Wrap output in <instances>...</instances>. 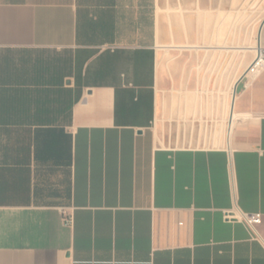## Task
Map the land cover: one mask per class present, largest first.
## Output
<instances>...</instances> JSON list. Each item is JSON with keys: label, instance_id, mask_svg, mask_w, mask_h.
<instances>
[{"label": "crops", "instance_id": "crops-1", "mask_svg": "<svg viewBox=\"0 0 264 264\" xmlns=\"http://www.w3.org/2000/svg\"><path fill=\"white\" fill-rule=\"evenodd\" d=\"M161 9L0 0V264H264V68L225 146L161 144Z\"/></svg>", "mask_w": 264, "mask_h": 264}, {"label": "rangeland", "instance_id": "rangeland-1", "mask_svg": "<svg viewBox=\"0 0 264 264\" xmlns=\"http://www.w3.org/2000/svg\"><path fill=\"white\" fill-rule=\"evenodd\" d=\"M162 7L161 44L174 47L157 48L163 73L149 90L152 102H136L149 116L138 120L166 146H225L232 88L260 49L264 0H162Z\"/></svg>", "mask_w": 264, "mask_h": 264}, {"label": "built area", "instance_id": "built-area-1", "mask_svg": "<svg viewBox=\"0 0 264 264\" xmlns=\"http://www.w3.org/2000/svg\"><path fill=\"white\" fill-rule=\"evenodd\" d=\"M263 68H264V49L260 48L257 53L256 58L254 59V61L251 63V65L247 69L246 75L250 76V75L258 74ZM66 216H67V220L71 222L72 218L69 217L68 214ZM234 217H235V214L233 213H230V212L225 213V219L227 221L234 219ZM247 221L249 225L253 227L254 222L257 221V217L256 216L249 217L247 218Z\"/></svg>", "mask_w": 264, "mask_h": 264}, {"label": "bare ground", "instance_id": "bare-ground-1", "mask_svg": "<svg viewBox=\"0 0 264 264\" xmlns=\"http://www.w3.org/2000/svg\"><path fill=\"white\" fill-rule=\"evenodd\" d=\"M160 13H165V10L164 9H161L160 10ZM158 48H160V47H158ZM161 48H172V46H164V47H161ZM259 48H260V46H259ZM169 51V50H168ZM161 63V62H160ZM160 63H158V67H157V77H158V81L160 80V78H161V75H162V73H163V67L160 65ZM230 87V86H229ZM231 94H233L232 95V104H233V101H234V94H235V85L233 86V88H232V93ZM158 103V102H157ZM160 105H161V107H163V105H164V103H163V101H161V103H160ZM227 116V115H226ZM232 118H233V112H232V105H231V111H230V122L232 121ZM228 123V122H227ZM229 124V123H228ZM231 126V125H230ZM229 126V127H230Z\"/></svg>", "mask_w": 264, "mask_h": 264}]
</instances>
